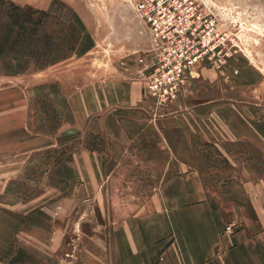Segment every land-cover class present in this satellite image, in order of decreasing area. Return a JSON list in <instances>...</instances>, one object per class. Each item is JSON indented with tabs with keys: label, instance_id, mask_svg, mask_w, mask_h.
Listing matches in <instances>:
<instances>
[{
	"label": "rangeland",
	"instance_id": "1",
	"mask_svg": "<svg viewBox=\"0 0 264 264\" xmlns=\"http://www.w3.org/2000/svg\"><path fill=\"white\" fill-rule=\"evenodd\" d=\"M199 1L232 55L200 65L145 130L128 123L124 136H104L78 123L76 101L81 86L119 76L129 56L155 52L131 2L0 0V264L15 261V235L79 153L103 155L108 201L135 203L120 218L156 203L161 180L195 171L221 195L236 240L264 233V0ZM63 250L53 264L79 263Z\"/></svg>",
	"mask_w": 264,
	"mask_h": 264
},
{
	"label": "crops",
	"instance_id": "2",
	"mask_svg": "<svg viewBox=\"0 0 264 264\" xmlns=\"http://www.w3.org/2000/svg\"><path fill=\"white\" fill-rule=\"evenodd\" d=\"M141 57L147 63L152 59L129 56L115 79L81 86L76 101L80 125L104 136L112 131L124 136L128 123L145 130L151 116L163 117V106L153 107L146 97ZM204 133L209 137L208 129ZM105 168L103 155H71L54 174L56 180L47 192L53 197L32 213L21 236L15 235L12 264H53L61 258L62 248L66 255L77 253L78 264H264V233L236 240L228 229L221 195L197 172L161 180L156 203H145L144 213L120 218L114 212L134 211L136 205L106 199L110 192L106 178L113 172L106 173ZM102 211L112 212L111 219L97 214ZM24 231L30 237L27 244Z\"/></svg>",
	"mask_w": 264,
	"mask_h": 264
},
{
	"label": "built area",
	"instance_id": "3",
	"mask_svg": "<svg viewBox=\"0 0 264 264\" xmlns=\"http://www.w3.org/2000/svg\"><path fill=\"white\" fill-rule=\"evenodd\" d=\"M129 1L156 48L150 62L139 59L154 107L176 99L200 65H219L232 55L216 16L199 0Z\"/></svg>",
	"mask_w": 264,
	"mask_h": 264
}]
</instances>
